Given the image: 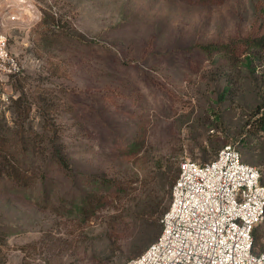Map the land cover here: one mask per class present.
<instances>
[{
	"label": "rangeland",
	"instance_id": "rangeland-1",
	"mask_svg": "<svg viewBox=\"0 0 264 264\" xmlns=\"http://www.w3.org/2000/svg\"><path fill=\"white\" fill-rule=\"evenodd\" d=\"M16 1L0 0L20 67L0 81L2 138L22 128L11 136L22 141L18 147L54 143L77 177L50 166L45 192L38 181L23 189L0 181V264H123L134 256L138 228L118 223L121 247L108 242L112 217L124 210L105 203L83 219L73 207L91 188L108 195L98 181L105 177L135 186V173L159 163L178 169L184 158L206 162L230 143L264 183V131L257 143L240 141L264 92V51L245 42L264 33V0ZM207 44L216 47L200 46ZM230 48L243 63L232 64ZM254 239L256 251L264 248V219Z\"/></svg>",
	"mask_w": 264,
	"mask_h": 264
},
{
	"label": "built area",
	"instance_id": "built-area-1",
	"mask_svg": "<svg viewBox=\"0 0 264 264\" xmlns=\"http://www.w3.org/2000/svg\"><path fill=\"white\" fill-rule=\"evenodd\" d=\"M25 1L16 2L24 7ZM19 69L0 22V81ZM263 219L259 170L225 144L208 162L179 163L158 238L123 264H264V249L253 251L252 234Z\"/></svg>",
	"mask_w": 264,
	"mask_h": 264
},
{
	"label": "trees",
	"instance_id": "trees-1",
	"mask_svg": "<svg viewBox=\"0 0 264 264\" xmlns=\"http://www.w3.org/2000/svg\"><path fill=\"white\" fill-rule=\"evenodd\" d=\"M53 24L57 26L56 28H63V24L61 25L58 22L57 17L54 18ZM245 42H247L250 49L257 47L264 51V33L247 36L245 38ZM200 46L204 50L216 47L214 44ZM227 47L228 44L225 45V48ZM227 54L232 64H237L239 61L243 63L232 48L228 50ZM227 54L225 55L227 56ZM259 94L261 96V101L253 107L251 114L244 123L246 135L240 138L243 145H248V143H253L255 141L257 143V136H260L259 132L264 131V92L260 91ZM22 103L23 99L18 97L17 108L19 109L21 106L23 107L18 112L19 115L24 114V119L26 117L25 114H28V112L26 105H23ZM49 129H51V126L43 129L42 133L45 134ZM23 130L25 129L16 128V130H10V138H2L4 135H1L0 130V181H7L13 187H19L21 189L30 187L38 181L42 185V192H45L46 188L44 187L47 177L46 169L50 168V166H55V169L59 168L70 181L74 182L77 174L74 172L75 168L69 156L65 154L64 150L56 148L54 143L51 147H49V150L48 147L41 148L39 146L41 143L40 140L32 145L33 148L27 147L25 144L23 146L21 144V146L18 147V144L22 142L19 141L18 137L23 135ZM11 136H18L16 143L11 142V140L14 139V137L11 138ZM24 141L25 140H23V142ZM261 143H264V138ZM142 147L143 146L139 143L136 151L133 152L134 155L129 156V160L130 158H135V155H137V152H139V149ZM43 152H47L49 156H44L42 158L41 154ZM24 153H27V156ZM34 156L36 159H42L37 161L38 159L36 160ZM178 172L179 168L173 169L172 166L162 168V165L159 163L151 170L143 172L141 177L135 173L136 177L131 178L132 182L138 181V184H135V186H132L130 182L125 185H116L114 179L105 177L102 181H98L100 184L108 186V195H97V192L91 191V188L86 193H82L79 197L74 198L72 204L73 207L76 208V215L81 216L83 219H87L99 212L101 209H104L105 203L112 204L110 208L115 211H118L119 209L124 210L125 217L123 218L120 217V213L113 215L112 219H114V222L110 227L112 234L109 235L108 242L110 245L116 246L117 248L121 247V237L118 233H116L115 229H113V227L118 223L120 225L127 224V226L131 225L136 227L141 230L142 233L140 237L135 240L131 254L137 256L143 252L151 242L156 240L160 234V220L163 213L169 206L171 199V187L178 175ZM85 176L90 178L89 184H91L92 178L90 175L85 174ZM260 181L264 184L262 181V173H260ZM108 196L109 200H106ZM119 218H121V220L118 222ZM252 234L253 251L258 252L263 250L264 248L257 251L255 250L254 230ZM97 257L100 258L99 256Z\"/></svg>",
	"mask_w": 264,
	"mask_h": 264
}]
</instances>
